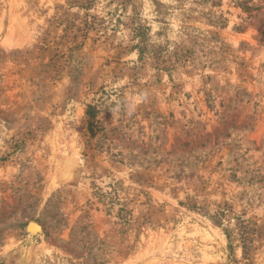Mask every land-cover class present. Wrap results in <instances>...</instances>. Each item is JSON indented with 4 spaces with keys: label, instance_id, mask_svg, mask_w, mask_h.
<instances>
[{
    "label": "rangeland",
    "instance_id": "obj_1",
    "mask_svg": "<svg viewBox=\"0 0 264 264\" xmlns=\"http://www.w3.org/2000/svg\"><path fill=\"white\" fill-rule=\"evenodd\" d=\"M0 264H264V0H0Z\"/></svg>",
    "mask_w": 264,
    "mask_h": 264
},
{
    "label": "trees",
    "instance_id": "obj_2",
    "mask_svg": "<svg viewBox=\"0 0 264 264\" xmlns=\"http://www.w3.org/2000/svg\"><path fill=\"white\" fill-rule=\"evenodd\" d=\"M241 6H243V8L245 9V11H252V10H259L261 8V6H252V5H248L247 1H241ZM88 115L92 118L95 119L97 116V109L94 105H89L88 107V111H87ZM92 125V122H91Z\"/></svg>",
    "mask_w": 264,
    "mask_h": 264
},
{
    "label": "bare ground",
    "instance_id": "obj_3",
    "mask_svg": "<svg viewBox=\"0 0 264 264\" xmlns=\"http://www.w3.org/2000/svg\"><path fill=\"white\" fill-rule=\"evenodd\" d=\"M31 226V228H36L37 227V225L35 224V223H33L32 225H30Z\"/></svg>",
    "mask_w": 264,
    "mask_h": 264
}]
</instances>
